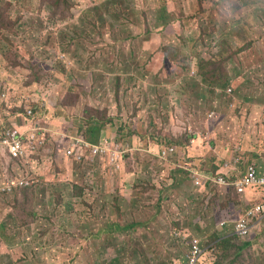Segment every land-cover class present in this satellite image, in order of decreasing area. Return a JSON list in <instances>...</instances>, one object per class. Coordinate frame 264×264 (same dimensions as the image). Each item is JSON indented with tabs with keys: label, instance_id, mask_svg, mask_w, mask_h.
Segmentation results:
<instances>
[{
	"label": "rangeland",
	"instance_id": "374dc122",
	"mask_svg": "<svg viewBox=\"0 0 264 264\" xmlns=\"http://www.w3.org/2000/svg\"><path fill=\"white\" fill-rule=\"evenodd\" d=\"M105 1L72 0L54 16L57 0H0V16L17 21L1 37L0 86L33 109L36 124L61 133L52 139L60 149L95 120V144L114 136L159 152L135 151L112 178L103 164L89 175L55 148L34 170L42 175L0 155V223L16 232L11 247L0 244V264H186L193 237L203 264H264V220L247 218L244 237L220 231L234 219L223 227L219 206L246 216L250 201L198 188L163 154L178 145L192 169H264V0H126L134 17L117 21L114 10L99 29L98 15L85 27L84 11ZM164 11L168 27L158 25ZM18 109L1 110L0 127L20 125ZM11 180L35 186L7 191Z\"/></svg>",
	"mask_w": 264,
	"mask_h": 264
},
{
	"label": "built area",
	"instance_id": "2783aa9c",
	"mask_svg": "<svg viewBox=\"0 0 264 264\" xmlns=\"http://www.w3.org/2000/svg\"><path fill=\"white\" fill-rule=\"evenodd\" d=\"M3 97L6 96L4 92ZM27 117L29 121H25L23 126H28L26 132L20 131L17 127L7 129L5 133L0 134V149L14 160L26 161L35 149V146L43 143L45 138H39L38 133L43 131L42 127L35 123L34 112L32 108H27ZM25 120V116H24ZM135 151H140L138 146L132 142L122 141L119 138L106 137L103 144H93L87 142L81 137L72 139V144L67 150L68 156H73L78 162L88 161L91 164L105 161L111 167L113 172H119L122 168L126 158L133 156ZM175 149H170L164 152V156L173 153ZM189 166V165H187ZM233 166V162L225 164V169L229 170ZM191 173L194 184L198 188H207L208 185L213 187L215 185H222L225 191H233L239 195L245 194L252 189L255 193H264V172H261L255 164L248 166L246 174L238 178L229 172L224 174L214 173L208 170L201 171L199 169H192L190 166L186 167ZM236 177V178H235ZM28 182L19 181L11 182L7 185V191H12L13 187L27 186ZM247 218L254 219V223L264 219V199L254 204L252 209L248 212L246 218H243L235 233L246 236L250 232V223ZM189 255L186 264H203L207 260L205 257V247L201 238L193 237L189 243Z\"/></svg>",
	"mask_w": 264,
	"mask_h": 264
},
{
	"label": "trees",
	"instance_id": "16d2710c",
	"mask_svg": "<svg viewBox=\"0 0 264 264\" xmlns=\"http://www.w3.org/2000/svg\"><path fill=\"white\" fill-rule=\"evenodd\" d=\"M1 1L3 2V0H1ZM125 1L126 0H106L103 4H97L95 6H92L91 8L84 11V13H83L84 15L81 19V23L85 27H87L88 25H91L90 22H92L89 17L91 15H98L97 24L94 26V28L99 29V26L107 23L108 15L112 14V12L114 10H117V13L114 14V16L117 18V21H120L122 19H130L131 17H134V15H135L134 10L135 9L133 7H126ZM68 2L72 3V0H57L56 3L51 4V7H52L51 9L54 10V13H53L54 16L61 15V13L63 11V7L65 6V4H67V9L69 10L70 7L68 5ZM5 5L8 6L7 3ZM2 9L3 8H1V10ZM103 9H105V11H103ZM6 11L7 10H5V8H4V10L2 11V14H4ZM31 19L32 18H28V19L24 18V21L31 20ZM89 20H90V22H89ZM159 21L160 22L158 23V25H163L165 27H168L170 25L168 16L165 13V11L159 17ZM16 22L17 21L13 20V16L11 14L8 16H3V17L0 16V42H3V40H4L1 38L2 35H4L6 31H8L12 27H14ZM77 30H78V28H77ZM147 33H150V31L147 30L146 34ZM136 37H138V35H134L131 31L130 32V39L136 38ZM1 47H4V46L1 45ZM180 48H183V46H181ZM174 49H178V48L175 47ZM173 67H174V65H173ZM237 73H238V71H237ZM116 80H118V79H116ZM4 92L6 93V97L2 96V94ZM9 95L10 94H9L8 90L5 89L3 86H0V111L3 110L4 108H6L7 110H11L13 108H19L18 110L23 111V114L25 115V121H29L30 119L26 116L25 108L22 106L21 107L15 106L13 104V102L10 101ZM247 99L251 100L250 98H247ZM8 115H9V111H8ZM2 126L4 128L10 129L12 127H17V126H21V125H16L14 122H12V126H5V125H2ZM51 127H52V125H51ZM102 129H103L102 126L99 123H96V121L94 120L93 123L91 124V126L89 127V134L87 133L86 139H88L89 141H91L93 143L97 142V141H101L102 140L101 134H103ZM105 139L100 144H103ZM54 141L55 140L46 141V142H44V144L36 145L35 149L31 150V153H30L28 159L26 161L21 160L22 162L27 164L26 166H28V165L30 166V171L33 174H37L34 171L35 169L38 172L41 171V167H43L42 162H41L42 159L45 160L46 158H48V156H51L53 158L54 148H55V152L59 153V142H58V145L55 146V143H53ZM33 151H35L34 155L32 154ZM217 167L220 168V166H216L215 169H218ZM37 175H42V174H37ZM189 176L193 182L191 175H189ZM34 186H35V184L32 182V184L29 187L33 188ZM210 186H211V184H210ZM24 187H26V186L20 187L19 190L23 189ZM58 189L62 191L63 187L58 186ZM31 190H33V189H31ZM26 191H27V187H26ZM30 200L31 199L28 197L27 202H29ZM67 207H68V209L72 208V206H70L68 204H67ZM0 231L2 232V235H0V244L3 242L6 245H8L9 247H11L12 244L7 239V236L14 237L16 234V232H14V228L11 225V223L7 222V221L6 222L2 221L0 223ZM5 254L9 255L10 253H1V255H5ZM188 255H189V252L186 256L187 258H188Z\"/></svg>",
	"mask_w": 264,
	"mask_h": 264
},
{
	"label": "clouds",
	"instance_id": "9594fccd",
	"mask_svg": "<svg viewBox=\"0 0 264 264\" xmlns=\"http://www.w3.org/2000/svg\"><path fill=\"white\" fill-rule=\"evenodd\" d=\"M214 115H212V117H213ZM25 121V120H24ZM1 129H0V134L1 133H5L6 131H7V128H4L3 126H1L0 127ZM27 131V130H26ZM26 131H24V132H26ZM78 137H84V136H80V135H78ZM107 137H112V136H107ZM62 138H65V136H62L60 139H62ZM74 138H76V137H74ZM193 138H194V136H193ZM69 139V138H68ZM73 139V138H72ZM72 139H69V143H68V146L67 147H65V148H63V149H60L59 148V151L60 150H64L65 151V153L63 154V156H65L66 158H68L77 168H79L80 166H82V167H84V168H86L90 173H89V175H94V168H95V166L97 165V164H103V170H104V173H105V171H106V175L109 177H114L117 173H119L120 171H122V169H123V166H122V164H121V166H122V168H121V170L119 171V172H113L112 171V169H111V167L108 165V163L107 162H105V161H100V162H97V163H94V164H91V163H89L88 161H81V162H78L73 156H68L67 155V150L70 148V146H71V144H72ZM83 139H85L87 142H89V143H93V142H91V141H89L88 139H86V137H84ZM59 141H62V140H59ZM191 142H193L192 140H191ZM93 144H95V143H93ZM175 147H176V149H175ZM166 149V151H169L170 149H175V151L178 153V148H177V146H175V145H171V146H166V147H163V151ZM166 151H164V152H166ZM163 152V153H164ZM4 154V152L0 149V155L2 156V157H4L5 155H3ZM171 156H172V153H170V154H168L167 155V159H171ZM11 160H14V159H12V158H10ZM177 159H178V162L177 163H175L178 167H180V168H182V170L184 171V170H187L186 169V167H189V166H191V163H189L187 160H186V164L184 165V166H181L180 164H179V161H180V157L178 156L177 157ZM17 161H20V160H17ZM123 163V162H122ZM105 164V165H104ZM254 164V163H253ZM187 165H189V166H187ZM256 165V164H255ZM257 166V165H256ZM257 168H259L258 166H257ZM199 170H201V171H204L205 169L204 168H201V169H199ZM208 171H211V172H214V173H221V174H226V173H228L227 172V170H224L223 172H222V170L221 169H218V170H216V171H213V170H208ZM191 173V172H190ZM246 174V173H245ZM244 174V175H245ZM189 175H191V174H189ZM243 175V176H244ZM237 178L239 177V175H235ZM235 177V178H236ZM11 182H16V181H14V180H11V181H9V182H7V185L9 184V183H11ZM7 185H6V187H7ZM222 185H215V186H213V187H219L220 189H222V187H221ZM248 192V191H247ZM246 194V193H245ZM245 194H243V195H239L238 193H236V192H234V195H238L239 197L240 196H244ZM225 197H226V195H225V193L223 194ZM254 205H252V206H248L249 208H251L252 209V207H253ZM224 219H223V221L221 222V225L223 226V227H229L231 224H232V221H233V219H234V225H233V227H232V231H229V233H227L226 235H229V236H240V237H244V236H241V235H239L238 233L236 234L235 233V231H237V227H238V225H239V223H240V221L243 219V218H238V216H244L245 218H246V216L245 215H243V212H241V211H235V210H233V212L232 213H228V214H226L225 212H224ZM264 220V219H263ZM261 221V220H260ZM257 223H259V221L257 222ZM226 235H224V236H221V237H225ZM206 260H207V257H206ZM208 261V260H207ZM210 261H213V260H210Z\"/></svg>",
	"mask_w": 264,
	"mask_h": 264
},
{
	"label": "crops",
	"instance_id": "0c3cea01",
	"mask_svg": "<svg viewBox=\"0 0 264 264\" xmlns=\"http://www.w3.org/2000/svg\"><path fill=\"white\" fill-rule=\"evenodd\" d=\"M6 97V96H5ZM14 122V121H13ZM24 123H25V121H22V123L20 124L21 126H17V128L20 130V131H22V132H24V131H26V130H28V126H23L24 125ZM43 129H45V130H43V131H40L39 133H38V135H39V138L41 139V138H45V140L43 141V143H41V144H44V142H46V141H51L52 139H57L60 135H61V133H57V132H54L52 129H50V127L49 126H46V127H42ZM178 135H179V133L178 132H176L175 133V135L172 137V140L174 141V139H177L178 138ZM78 135H77V133H76V136H70L69 137V139H72V138H74V137H77ZM83 136H85V135H83ZM116 136H118V135H116ZM49 137V139H47ZM86 137V136H85ZM81 138H84V137H81ZM141 142L142 141H138L137 142V144H136V146H138V148H139V146L141 145ZM175 142V141H174ZM175 146H177V148H178V153L176 152V151H174L173 153H172V156H171V159H170V161L171 160H173V159H177V157L179 156L180 157V161H179V164L181 165V166H184L185 164H186V154H187V152H188V150H184V149H182L181 147H179L178 145H175ZM140 149V148H139ZM175 149H176V147H175ZM140 150H143V151H141V152H145V153H153V154H156L157 152H159V150H157V149H154L153 147H151L149 150H144V149H140ZM59 153H62V154H64L65 153V151L64 150H60V152ZM189 162V161H188ZM189 163H192V162H189ZM259 170H262L261 172H264V169H261V168H259ZM60 174V173H59ZM62 174V173H61ZM64 176V175H63ZM32 184V182H28V185L27 186H30ZM26 186V187H27ZM236 195H233V197H235ZM240 197H242V200H244V199H246V200H248V201H250V202H248V206H252V205H254L255 203H257V202H260V201H262L263 199H264V193H255L252 189H250V190H248V192H246V194L244 195V196H240ZM218 209H220V210H222V211H224L226 214H228V213H232L233 212V208H232V206H228L227 208H220V206H219V208ZM232 210V211H231ZM132 224H134V223H132ZM125 226H128V225H125ZM125 226H121V225H118L117 226V228L118 229H126V227ZM220 231H222L223 233H228L229 231H227V230H225V229H223L222 228V230H220ZM221 237V236H220ZM191 240V239H190ZM181 242L182 241H179V244H180V246H179V248H181V249H184L185 247H186V245H184V244H181ZM187 243V242H186Z\"/></svg>",
	"mask_w": 264,
	"mask_h": 264
}]
</instances>
